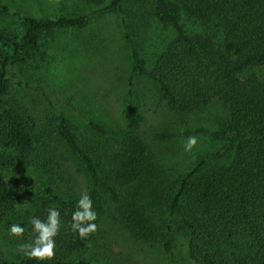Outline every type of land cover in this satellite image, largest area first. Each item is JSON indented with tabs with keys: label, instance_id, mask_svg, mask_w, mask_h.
<instances>
[{
	"label": "trees",
	"instance_id": "16d2710c",
	"mask_svg": "<svg viewBox=\"0 0 264 264\" xmlns=\"http://www.w3.org/2000/svg\"><path fill=\"white\" fill-rule=\"evenodd\" d=\"M103 2V0H93ZM123 0H109L108 8ZM160 24L173 33L148 68L134 50L135 70L155 81L170 110L189 114L211 100L227 111V121L215 133L224 142L221 154L228 163L209 166L208 158L197 163L171 190L153 183L156 167L145 144L132 132L122 141L121 160L102 175L98 162L83 149L64 115L56 129L89 174L94 208L103 205L97 191L117 204L118 217L133 236L150 239L154 232L141 201L167 205L188 234L190 256L198 264H264V78L244 71L264 66V0H154ZM86 16L22 18V33L11 36L0 30V107L15 85L21 83L16 66L38 44L41 33L58 28H80ZM187 22L193 28L188 29ZM140 115L128 107V127L135 128ZM36 122L22 117L13 107L0 113V134L16 152L7 163L36 166L41 174H54L52 157L35 156L40 142ZM8 179L0 170V225L20 201L32 200V173ZM29 218L20 223L26 232L19 244L30 242L31 217L45 220L49 208L61 213V228L55 256L38 262L15 252L9 256L0 247V264H99L93 257H80L90 247L93 234L82 240L71 229L76 201L63 200L47 186ZM170 241L166 247L170 249Z\"/></svg>",
	"mask_w": 264,
	"mask_h": 264
},
{
	"label": "rangeland",
	"instance_id": "374dc122",
	"mask_svg": "<svg viewBox=\"0 0 264 264\" xmlns=\"http://www.w3.org/2000/svg\"><path fill=\"white\" fill-rule=\"evenodd\" d=\"M108 4L109 0H0V30L11 36L22 33L24 16H86L80 28L41 33L38 44L16 66L21 83L0 107V113L13 107L22 117L34 119L40 139L34 157H52L56 163L55 173L45 175L36 166L20 167L0 157V170L8 179L29 172L35 179L32 200L20 201L0 225V247L8 256L19 245L18 237L7 234L9 224L29 218L47 186L52 185L67 201H77L83 192L91 196L89 174L57 132L59 115L67 118L102 175L121 160L125 136L136 134L156 167L153 183L169 194L205 157L209 166L230 161L229 153H220L224 142L215 136L227 121V111L218 100L189 114L175 113L158 84L135 70L134 50L150 68L173 35L158 21L154 0H123L115 8ZM193 24L187 22L186 26L191 29ZM252 72L264 78V66L251 67L244 74ZM130 104L140 115L133 129L128 127ZM189 135H197L198 144L192 152H185L183 145ZM0 152L16 156L2 134ZM97 192L103 205L101 210L95 209L98 230L80 257L99 259V264H198L189 254L188 234L180 229L178 217L167 205L141 201L154 232V238L142 239L121 222L116 202Z\"/></svg>",
	"mask_w": 264,
	"mask_h": 264
},
{
	"label": "clouds",
	"instance_id": "9594fccd",
	"mask_svg": "<svg viewBox=\"0 0 264 264\" xmlns=\"http://www.w3.org/2000/svg\"><path fill=\"white\" fill-rule=\"evenodd\" d=\"M198 144L197 135H189L184 141V151L192 152ZM98 213L94 208V201L88 192H83L76 201L75 210L71 214V229L82 240H86L90 235L98 230L96 223ZM31 232L34 238L28 243L17 246L15 253L30 260L44 262L51 260L55 256L56 237L61 228V213L58 208H49L45 220L39 217H31ZM26 232L25 226L20 223H10L7 234L11 237H23Z\"/></svg>",
	"mask_w": 264,
	"mask_h": 264
}]
</instances>
